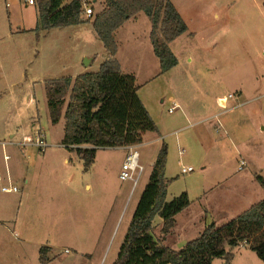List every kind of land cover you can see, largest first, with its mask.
Returning <instances> with one entry per match:
<instances>
[{
	"label": "rangeland",
	"instance_id": "374dc122",
	"mask_svg": "<svg viewBox=\"0 0 264 264\" xmlns=\"http://www.w3.org/2000/svg\"><path fill=\"white\" fill-rule=\"evenodd\" d=\"M172 1L188 30L170 45L178 63L168 72H160L144 12L115 33L128 63L139 68V95L160 132H147L144 141L153 140L139 146L145 171L134 184L120 178L127 150L99 148L87 167L63 143L65 118H50L47 80L97 71L108 58L93 20L46 29L37 4L10 0L6 7L0 0V169L20 189L0 191V206L8 207L0 212L1 264L16 261L23 238L43 241L63 258L69 248L73 264H112L163 142L167 199L184 191L191 199L163 244L179 249L206 221L221 226L264 199L257 177H264V0ZM134 39L143 48L136 59L126 49ZM26 135L45 136L47 145H22ZM183 166L194 171L182 173ZM153 225L157 235L162 218ZM233 254L213 264H264L248 245Z\"/></svg>",
	"mask_w": 264,
	"mask_h": 264
},
{
	"label": "trees",
	"instance_id": "16d2710c",
	"mask_svg": "<svg viewBox=\"0 0 264 264\" xmlns=\"http://www.w3.org/2000/svg\"><path fill=\"white\" fill-rule=\"evenodd\" d=\"M39 24L46 29L81 21L78 2L62 5V0H38ZM144 12L151 20V42L159 59L160 72L178 63L170 42L188 30V25L172 0H107L93 20L108 58L97 71L49 79L46 82L48 109L52 123L65 118L63 143L76 149L85 166L93 164L97 150L141 144L144 133H160L139 95L133 74L123 73L116 57L115 31L129 18ZM68 97V98H67ZM160 135V134H159ZM168 145L163 142L132 220L112 264H213L217 258L230 261L233 249L248 245L264 262V199L217 226L212 223L179 249L163 244L176 225V216L191 199L186 191L167 199L166 166ZM264 183V178L258 175ZM162 218L160 236L154 234V220ZM50 246L40 248V264L50 261Z\"/></svg>",
	"mask_w": 264,
	"mask_h": 264
},
{
	"label": "crops",
	"instance_id": "0c3cea01",
	"mask_svg": "<svg viewBox=\"0 0 264 264\" xmlns=\"http://www.w3.org/2000/svg\"><path fill=\"white\" fill-rule=\"evenodd\" d=\"M142 12H139L136 16H133V17H137L138 15H140ZM133 17L129 18L123 25H125L126 23H128ZM147 17V22L150 21V18L146 15ZM146 19V18H145ZM123 25H121L120 27H122ZM120 27L115 31L118 32V30L120 29ZM151 29H152V24L150 26V32H149V37H150V34H151ZM175 40V39H174ZM173 40V41H174ZM134 41V42H133ZM133 44L132 45H129L126 47L127 49V54L129 57H133L134 56V59H136L138 56H140L142 53H143V48H142V44L137 41V40H133ZM150 41H151V38H150ZM172 41V42H173ZM170 42V45L171 43ZM152 43V42H151ZM153 47V45H152ZM171 47V46H170ZM154 51V50H153ZM123 52V49H120L119 46H118V51H117V54H116V57L121 65V70L123 73H130V74H133L135 76V79H136V84L140 87L141 85L139 84V74H140V71H139V68L137 66H135V63L133 64H130L128 63L127 61V56H124L122 54ZM150 53V52H149ZM155 54V53H154ZM123 55V56H122ZM92 61V59L88 58V63L87 64H90ZM156 63V62H155ZM86 72L83 71L81 73H84ZM168 72V71H167ZM166 73V72H165ZM154 77H151L149 79H146L144 82V84H148V82H150V80H152ZM140 89V88H139ZM230 95V94H229ZM229 97V96H228ZM220 100L223 102V103H226L227 102V97L226 96H222L220 97ZM150 133V132H149ZM147 132L144 133V138L147 136ZM45 137V136H44ZM153 139H148L146 141H143L141 144H137L138 145V148L139 146H142L144 143H149L150 141H152ZM120 148H124L126 150V146H122ZM159 151V150H158ZM181 152V151H180ZM157 156V155H156ZM170 160V159H169ZM169 160L167 161V166H170L169 164ZM155 160L152 162V168H153V164H154ZM242 162H245V159L242 161ZM152 168H151V171H152ZM166 171H167V168H166ZM194 171V170H193ZM182 172V170H181ZM151 174V172H150ZM0 175H2V171L0 169ZM258 175V174H257ZM263 177V176H262ZM264 178V177H263ZM22 203V201H21ZM8 207L4 206V205H1L0 206V212L3 211V209H7ZM245 211V210H244ZM2 217H0V223L3 222V220L1 219ZM212 218V217H211ZM214 218V217H213ZM177 221V219H176ZM208 221H206V223H204L203 227L201 228H204L206 226H208L207 224ZM216 224V221L214 222ZM4 224V223H2ZM130 224V223H129ZM126 232V230L124 231V233ZM98 233V232H97ZM157 236H160V232L159 230L156 232ZM109 237L112 235V231H109L108 233ZM99 236V233L98 235L94 238V241L95 242H98L100 241V238L98 237ZM2 237L5 239L6 236H4V234L2 235ZM0 237V238H2ZM1 240V239H0ZM6 240V239H5ZM21 245L20 247H18V252L16 253V261H13V264H40V261H39V257H40V248L44 245H47V244H44L43 241H40V240H37V239H31V238H23L21 240H19ZM166 242V241H165ZM99 243V242H98ZM47 246H50V245H47ZM51 247V250L49 252V257H50V261L47 263V264H57L56 262H58V264H73L74 263V260H72L70 257V253H71V250L69 248H65L64 251L66 253H68L69 255L68 256H65V258H63L62 255H60V253H55V254H52V249L54 248L53 246H50ZM10 248V245L8 243V249ZM81 248V247H80ZM7 249V250H8ZM66 250H69V251H66ZM62 256V257H61ZM4 256L1 255V258H0V264L1 262L4 263ZM214 263V262H213Z\"/></svg>",
	"mask_w": 264,
	"mask_h": 264
},
{
	"label": "built area",
	"instance_id": "2783aa9c",
	"mask_svg": "<svg viewBox=\"0 0 264 264\" xmlns=\"http://www.w3.org/2000/svg\"><path fill=\"white\" fill-rule=\"evenodd\" d=\"M107 0H62V5L70 4L72 2H78L80 4L81 9V18L87 20H94L97 14L103 10L106 6ZM24 3L29 5L38 4V0H23ZM6 7L11 6L10 0H5ZM232 97V94L229 95ZM179 104L175 102L173 106L169 108L170 112H173ZM34 144L41 149L47 145L45 137L40 135H36L35 138L26 135L22 141V145ZM127 153L122 163V170L120 172V178L122 180H131L136 184L142 174L145 171L143 164L140 162V152L138 150V145H128L126 146ZM184 150H181L183 153ZM10 158L9 155H5V159L8 160ZM194 168L192 166L182 168V173H188L193 171ZM0 191L4 193H18L20 191L19 186L15 184L10 177H8V181L4 177L0 175ZM68 251V250H66Z\"/></svg>",
	"mask_w": 264,
	"mask_h": 264
},
{
	"label": "water",
	"instance_id": "95a60500",
	"mask_svg": "<svg viewBox=\"0 0 264 264\" xmlns=\"http://www.w3.org/2000/svg\"><path fill=\"white\" fill-rule=\"evenodd\" d=\"M86 60H87V62H86V64L88 63V57H86Z\"/></svg>",
	"mask_w": 264,
	"mask_h": 264
}]
</instances>
